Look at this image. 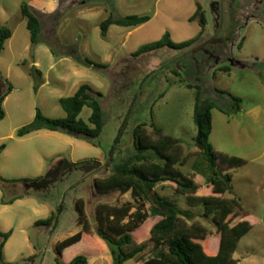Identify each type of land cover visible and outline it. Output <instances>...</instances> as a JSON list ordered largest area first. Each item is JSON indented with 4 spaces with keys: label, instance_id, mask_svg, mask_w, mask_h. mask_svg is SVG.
<instances>
[{
    "label": "rangeland",
    "instance_id": "374dc122",
    "mask_svg": "<svg viewBox=\"0 0 264 264\" xmlns=\"http://www.w3.org/2000/svg\"><path fill=\"white\" fill-rule=\"evenodd\" d=\"M196 1L0 0V30L8 28L12 33L0 52L2 93L8 84L13 86L2 105L5 118L0 120V146L6 145L0 152V232L12 231L0 264H58L57 259L69 263L78 255L88 257L89 264H113L107 244L97 235V206L131 203V212H135L145 202V210L150 213L152 204L146 196L133 197L131 191L99 194L94 181L110 175L114 166L135 153L133 132L139 124H146L145 130L153 139L159 135L151 124L180 141L187 161L177 168L199 184V194H203L208 185L203 176L192 170V164L200 152L195 143V111L198 104L206 101L215 104L210 137L215 151L244 161L228 169L232 192L223 196L236 199L242 208L233 223L248 221L252 226L240 239L234 258L239 264H264V14L249 22L242 43L241 37L236 36L234 56L238 62H233L234 67L231 62L216 67L204 62L198 71L177 76L172 72L176 64L188 60L182 53H173L171 69L150 83L155 68L170 59L165 53L146 54L141 62L140 57L132 56L167 32L176 43L197 36L200 26L190 21ZM205 2L209 10L210 0ZM24 5L40 20L37 43L32 42L23 18ZM111 15L116 19L149 15L151 19L137 27L112 25L107 37H103L101 23ZM206 31L192 47L211 34L210 27ZM130 66L136 69L130 70ZM83 84L102 94L98 98L104 112V128L99 138L89 141L47 129L24 137L17 135L19 129L33 122L38 110L49 118H66L60 99L73 96ZM234 98L242 99L240 110L234 109ZM91 112L85 106L79 118L89 124ZM123 123L124 131L116 143ZM60 160L73 164L99 161L101 165L87 175L76 169L60 177L48 190L35 192L24 186L26 181L44 178ZM175 190L176 185L169 181L156 186L167 201L195 214L194 222L213 234L214 248L219 236L211 217L204 218L203 207L190 206L187 197ZM16 197L19 198L11 202ZM79 199L85 201L90 233L100 250L88 237L67 248L60 257L56 245L82 229L75 209ZM52 214H56L53 221L35 226ZM158 219L159 216H150L146 230L136 234L141 243L148 244L143 261L152 257L148 229ZM142 260L131 259L124 264H144Z\"/></svg>",
    "mask_w": 264,
    "mask_h": 264
},
{
    "label": "trees",
    "instance_id": "16d2710c",
    "mask_svg": "<svg viewBox=\"0 0 264 264\" xmlns=\"http://www.w3.org/2000/svg\"><path fill=\"white\" fill-rule=\"evenodd\" d=\"M22 15L27 21L32 42L37 43L41 33L39 18L27 5L22 7ZM150 19L149 15H128L119 19L111 15L101 23L102 36L107 37L112 25L137 27ZM11 36L12 33L8 28L0 30V52L5 41ZM194 42L195 39H190L176 43L167 32L157 42L135 51L133 56H139L164 46L184 49ZM86 62L93 65L89 60ZM223 69H229V67H223ZM12 90L13 86L8 84L6 91L0 96V120L5 118L2 105ZM0 92H2L1 82ZM221 93L225 94L226 92ZM98 96L101 97L102 94L94 92L88 84H83L73 96L60 99V103L67 113L66 118H49L38 110L33 122L19 129L17 135L24 137L33 132L47 129L64 131L89 141L97 139L101 136L104 128V112ZM241 103L242 99L234 98V109L240 110ZM85 106L92 110L89 124L79 118ZM214 108L213 102L206 101L198 104L195 111V122L198 129L195 143L200 152L192 164V170L197 175L203 176L208 185V189L203 194H199L201 186L184 176L177 168L178 165H185L187 161L183 155L180 141L163 134L161 129L154 127V124L151 125L159 135L157 139H153L147 134L146 124H139L133 132L135 153L114 166L110 175L95 180L94 187L99 194L113 192L125 194L131 191L133 197L146 196L152 204L150 213L145 210V202L140 204L135 212H131L133 209L131 203L120 207L108 204L97 206V235L107 244L113 264H124L131 259L142 260L143 254L148 249V244L141 243L140 236L137 235V237L136 234L146 230L150 216H159V219L148 229L153 249L152 257L146 261L142 260L144 264H239V261L234 258V254L240 239L251 230L252 226L248 221L233 223L240 215L242 208L236 199H225L223 196L227 192H232V175L227 172L228 169L241 165L244 161L237 157L220 155L215 151L210 141L213 130L212 110ZM120 136L121 132L116 143ZM5 148V144L1 145L0 152ZM155 157H160L162 161H156ZM167 181L176 185L175 191L185 195L190 206L203 207L202 216L204 218L211 217L219 236V249L216 252L211 246L213 234L202 224L194 222L195 214L167 201L156 191L158 184ZM75 209L78 214V225L82 229L56 245L60 257L67 248L88 237L96 243L90 233L85 201L79 199ZM61 212L62 206H59L58 213ZM55 218L56 214H52L46 220L37 221L35 226L46 225ZM190 221L194 223L190 225ZM11 235L12 231L0 232V259ZM97 247L100 250L98 244ZM57 262L58 264H89L88 257L84 255L76 256L69 263L61 262L58 259Z\"/></svg>",
    "mask_w": 264,
    "mask_h": 264
},
{
    "label": "flooded vegetation",
    "instance_id": "af4514ba",
    "mask_svg": "<svg viewBox=\"0 0 264 264\" xmlns=\"http://www.w3.org/2000/svg\"><path fill=\"white\" fill-rule=\"evenodd\" d=\"M205 1L206 0L196 1V10L190 21L198 22L201 30L197 36L191 39H195L194 43H196L206 34V30L209 27L211 28V34L209 36H205L204 39L194 47H192L194 43L184 49H175L164 46L146 53L155 54L156 56L160 53H165L168 59H170L169 61L165 60L161 62L159 66L155 68L154 72H152L150 76V83H154V81L165 75V71L167 72L171 69L172 63L175 61L173 53H182V56H185L184 58H187L188 60L184 64L175 63L176 69H173L172 72L176 75L178 73V75H182L183 73H188L191 70L198 71L200 65L204 62H207V64L212 67L223 64V62H231L233 64V62L237 59L236 56H234V51L237 50L236 36L241 37L242 43V40L245 37L244 29L248 26L249 22H254L262 14H264V0H210L209 10H206ZM241 43H239V45ZM146 54L144 53L139 56H133L132 54V56L140 57L139 59H145L144 57H147ZM198 54H201L204 58H199V56H197ZM143 59L139 61L141 62ZM130 67V70L136 69V66L133 68L132 66ZM163 70L164 73H162ZM176 71L177 73H175ZM137 126H135V128ZM124 127L125 123L122 124L119 131V134L121 132V136L124 131ZM94 162L95 161H87L82 165H77L76 167H78V169L76 167L71 168L64 163L62 165L63 169L60 171L58 176V180L60 177H63L64 175L67 176L76 169L79 170L82 175H87L80 169V167L85 164H93Z\"/></svg>",
    "mask_w": 264,
    "mask_h": 264
},
{
    "label": "water",
    "instance_id": "95a60500",
    "mask_svg": "<svg viewBox=\"0 0 264 264\" xmlns=\"http://www.w3.org/2000/svg\"><path fill=\"white\" fill-rule=\"evenodd\" d=\"M146 54V53H145ZM234 67L235 65L232 64ZM2 95V92H0V96ZM66 164L67 166L73 168L76 167L73 163L69 162L68 160H60L49 172L48 174L38 180V181H32V182H24V186L27 189H32L35 192H40L44 190H48V188L58 181V176L60 174V171L63 169L62 165ZM101 165V162L95 161L93 164H85L82 167H80L81 170L84 171L85 174H88L89 172L93 171L94 169L98 168ZM78 169V167H76Z\"/></svg>",
    "mask_w": 264,
    "mask_h": 264
},
{
    "label": "crops",
    "instance_id": "0c3cea01",
    "mask_svg": "<svg viewBox=\"0 0 264 264\" xmlns=\"http://www.w3.org/2000/svg\"><path fill=\"white\" fill-rule=\"evenodd\" d=\"M22 196H32V195H19V197H22ZM19 197H16V199L19 198ZM16 199H15V200H16ZM10 238H11V237H10ZM9 240H10V239H9ZM7 243H8V241L6 242L5 246L7 245ZM213 249H214L215 252L219 249V242H218V241L215 243Z\"/></svg>",
    "mask_w": 264,
    "mask_h": 264
}]
</instances>
